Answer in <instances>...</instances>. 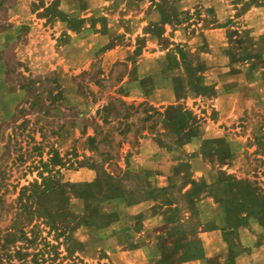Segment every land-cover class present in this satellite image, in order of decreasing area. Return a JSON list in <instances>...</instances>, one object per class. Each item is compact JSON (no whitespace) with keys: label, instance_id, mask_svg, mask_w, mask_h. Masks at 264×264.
<instances>
[{"label":"rangeland","instance_id":"rangeland-1","mask_svg":"<svg viewBox=\"0 0 264 264\" xmlns=\"http://www.w3.org/2000/svg\"><path fill=\"white\" fill-rule=\"evenodd\" d=\"M51 2L67 14L91 16L94 26L86 22L67 29L55 17L56 9L45 10ZM162 16L170 24L163 22L161 34L153 35L151 23L161 22ZM135 41L145 43L138 52L147 58L130 55ZM176 46L185 52L206 47V54L197 57L206 67L204 85L221 83L214 93L179 101L193 118L190 129L186 122L192 118L176 121L174 108L158 110L148 101L125 98L128 87L121 82L128 74L138 78L172 72L176 68L165 49L171 52ZM240 56L248 60L240 61ZM223 65L231 72L210 71ZM234 73L247 75L234 82L243 87L241 96L248 103L224 120L213 96L233 84L225 80ZM245 81L256 83L249 87ZM174 88L172 82H162V99L169 100ZM175 121L182 129L178 133ZM190 134L192 143L185 146ZM143 137L155 144L142 149ZM142 151L147 159L139 162L135 157ZM176 167L180 173L166 182L168 192H143L149 186L141 188L137 175L148 179L157 170L171 174ZM127 168L122 184L135 201L102 203L116 209V220L100 230L75 229L74 237L84 244L79 249L71 241L72 253L62 237H53L36 220L35 243L15 242L27 252L28 264L29 252L36 255V264H157L171 238L164 221L170 213L161 203L169 196L188 229L187 234L176 231L180 240L227 227L245 215L247 225L235 229L238 242L228 249L234 257L215 264H264V0H0V243L21 228L29 231L24 216L16 213L17 196L22 187L39 181L40 173L56 171L61 180L78 183L84 180L74 179L87 177V169L121 177ZM185 172L204 182L189 205L180 192L186 190ZM68 205L75 217L57 218L62 232L82 210L78 198L70 196ZM237 244L243 248L240 254ZM11 246L0 247V264H23ZM181 250L165 263L205 262L203 257L179 261Z\"/></svg>","mask_w":264,"mask_h":264},{"label":"trees","instance_id":"trees-1","mask_svg":"<svg viewBox=\"0 0 264 264\" xmlns=\"http://www.w3.org/2000/svg\"><path fill=\"white\" fill-rule=\"evenodd\" d=\"M155 6L158 9L159 4L155 3ZM84 8L85 7L81 4L80 9L83 10ZM47 9H56L55 17L65 22L66 28L69 30H77L79 28H82L86 20L91 21V26H94L95 24L94 18H85L76 15L73 12L67 14L63 10L56 8L55 2H51L49 4V7L45 8V10ZM72 21H74V23ZM163 22L170 24V19L165 18V16H162L161 22L151 23L153 35L161 34L162 30L160 28V24H162ZM166 56L172 57L176 69L183 66L184 68H187L188 74L191 77L194 75L196 68L190 66L191 62L193 61L187 58L188 56H191V54H188L187 52L176 46L171 52H168ZM199 65H201V63H199ZM166 69L168 70V68ZM188 84L189 90L194 93H202L208 89L207 86L200 84L199 77H196V80L194 82L189 81ZM167 109L165 111H167ZM174 109H176V121L186 122L192 118L191 113L188 110H183L182 108L178 107H175ZM176 121L174 123L175 130L178 133L182 129H180L178 123L176 124ZM192 122L193 118L191 119V122H186V125H188L189 129L193 128ZM193 135L194 134L188 135L187 139L189 140L191 137H193ZM206 141L212 142V140ZM49 161L50 163H52V161L54 162L55 160L52 158ZM90 168H94V166H91ZM128 173L129 171L127 168L123 170L122 176L120 177L105 170L97 169L96 176L92 181H84L78 183H72L69 181L61 180L60 176L57 174L56 171L52 172V170H49L46 175L40 173V180H35L29 183L28 186L22 187L17 196L16 213L21 216H24V221L26 219L25 223L26 225L28 224L30 227L28 231L29 238L26 235L28 232L24 228H21L18 234L5 237L2 240V243H0V247H4L5 244H7L8 246L12 245L11 247L14 248V253L17 258H19V260H22L23 264H28L27 260L25 259L27 252L23 251L22 246H16L15 242L20 240H27L29 241V247L34 244L37 239V234L35 233V229L37 228V226L32 222L40 220L48 229L49 234H52V236L55 238L62 237L63 241L66 242L67 246L65 250L68 251V253H72L74 251V248L70 247L71 241H75L76 246L80 249L84 243L78 241L74 237L73 231L75 229L83 226L95 230H100L104 227H107L112 221L116 220L118 217L116 209H106L102 206V203L109 202L112 200L116 203L124 201L126 205H129L135 201L132 196V190H127V188H125L122 184L123 180L128 178ZM179 173L180 171L178 167H176L174 168L172 176L179 175ZM136 175L137 174H135V176ZM137 176L140 177L143 181V185H141V188H143L144 186H149V190L147 192L143 189V192L147 194H161L164 192H168L169 190V186H152L148 181L146 175ZM181 178L185 179V183L189 185V188L181 194L183 197L189 199V205L190 201H192L193 199V195L197 194L200 186L204 185V182L202 179L197 181L194 180L186 172L181 175ZM247 191H251V188H247ZM70 196L78 198L82 201V210L80 216L77 217V221L71 227H69L66 232H62L58 227L57 218L61 216L68 217L70 215L73 217V212L69 209L68 205ZM173 199L174 198L169 196L165 198L163 202H161L166 206L167 211L170 213L169 215L165 216L164 221L169 225V235L171 236V244L166 246L167 251L163 252L160 258L156 261L157 264H166L165 262H167L168 258L172 255H176L180 251V249L183 250H181V252L177 256L179 261L202 257L203 255V248L200 244V239L197 236L190 235V237L185 238L186 240L183 241L176 236V231L179 230L187 234L188 229L185 228V226L183 225V220L177 218L176 213L179 211L180 208L177 206ZM245 217V215H238L236 221L230 224V226H238L239 224H241V221ZM43 245H49V247L52 249L54 247L53 244L47 242L46 239H43ZM29 255L31 256V258L29 259V264H36V255L32 252H29Z\"/></svg>","mask_w":264,"mask_h":264},{"label":"crops","instance_id":"crops-1","mask_svg":"<svg viewBox=\"0 0 264 264\" xmlns=\"http://www.w3.org/2000/svg\"><path fill=\"white\" fill-rule=\"evenodd\" d=\"M82 17L88 18L91 16H86L84 15H80ZM89 22L91 25V21H87ZM85 22V23H86ZM168 24V23H167ZM165 23V25H167ZM172 45V44H170ZM145 47V43H139L138 41H135V44L132 46V50L130 52V55H137V56H141V59H145L147 57H145L144 55H146L143 52H138L139 50L142 51V49ZM204 47L202 50H200V48H190V50H187L186 52L188 54H191L192 57H194L195 59H192L193 62H191L190 66L195 67L196 71L194 73V75L191 77L188 74V70L187 68H184L183 66L177 69H174L172 72L170 73H159L158 75H150V74H146L147 76H140L138 78H134L133 76L131 77L130 74L127 75V77L124 78V80H122V83H125V85L128 87L127 89V94L125 95V98L131 100L132 102H143V101H148V103L150 105H152L153 107H157L158 110H166L167 108H171V107H178V108H186L185 106H181V104H179L180 100H184L186 103H188V100H192L195 98H201L202 96H204V94L206 92H212L214 93V89H217L221 83L219 84H212L211 86L207 85L208 89L205 92L202 93H194L191 92L189 90V81H195L196 77H199V82L201 85H204V70H206V67L204 66L203 63H201V65H199L200 62L198 55L199 53H203L205 51ZM169 48H166V53L165 55L170 51L168 50ZM207 51H205L206 54ZM138 53V54H137ZM156 53L153 54H147L148 57H150V55H155ZM241 57V56H240ZM197 58V59H196ZM252 59V58H250ZM249 59V60H250ZM248 59L245 57H241L240 61H244L246 62ZM200 66V67H199ZM214 70H219L223 73L226 72H231V68L230 66L228 67V65H223V67L221 68H211L210 71H214ZM243 77H247V75L241 74V73H237V74H232L231 77H229V79L225 80L228 82L233 81V84H230L229 86L225 85V89H222L216 97L213 96V100L216 102L214 107H215V111H218L219 114H224V120H227L228 117L232 116L234 114L235 111H239V110H244L245 103H248V99H246L244 101L243 97L241 96L243 87H241L240 84H238L237 82L234 81H242V76ZM154 76V78H152ZM151 80V82L146 81L145 79H149ZM164 80V81H163ZM145 81V82H144ZM162 82L164 83H170L172 82V86H174V89H170L169 90V100L164 98L162 99L161 97V86H162ZM151 83V85H147ZM246 83V81H245ZM256 81H251L249 84H247L249 87L255 85ZM206 86V85H204ZM180 87V88H178ZM247 101V102H246ZM223 116V115H220ZM189 128V127H188ZM192 138L191 137L187 143H185V146H188V144L190 145V143H192ZM141 141V146L143 147L142 149L145 148L146 145L151 146L153 144H155L154 142L152 143L150 139L147 138H142L140 139ZM177 141V140H176ZM194 142V141H193ZM146 153L145 151H142L140 154L137 155V157H135V160L142 162L144 161L146 158ZM86 173L87 177L84 178H78V179H74L76 180H84V181H92L96 174H94V172L92 171V169H87V172H83ZM175 176V175H174ZM82 177V176H81ZM172 177V173H165V172H161V171H156L153 172V177L151 175V177H148V180L150 181L152 178H161L164 179L163 182L156 184L155 186H159V187H164L166 186V182L168 181L169 178ZM194 177V176H193ZM189 188V185H186V190ZM185 189V188H184ZM183 190H181L180 192H185ZM187 217V215H186ZM247 225V222L245 219H243L241 221V224H239L236 227L233 226H227V227H222L220 226L219 228H214V229H210L207 231H202L200 232V234L198 235L199 239L202 241L203 244V255L202 257L204 258L205 262H200V259L197 260H191V261H186L183 262L182 264H204V263H216L215 261H224V259H228V258H233L234 255L230 254V252L228 251V249L230 248V246H232V243L234 244L237 243L238 239H237V233L235 232V229L238 230L240 227L245 228L244 226ZM234 235V236H233ZM171 237V236H170ZM224 241V242H223ZM234 241V242H233ZM224 243V244H223ZM171 244V238H170V243ZM238 246V252L237 253H242L243 248L242 246ZM223 247H227L226 249V254L224 256V251L223 253L220 255V251L221 248ZM219 253V254H218ZM223 255V256H222ZM236 256V255H235ZM245 259V263L246 261H248L250 259L247 260ZM249 262V261H248ZM247 262V264H248ZM224 263V262H223ZM235 263L237 264L238 262L235 261Z\"/></svg>","mask_w":264,"mask_h":264}]
</instances>
